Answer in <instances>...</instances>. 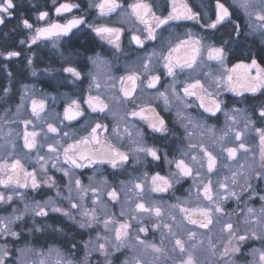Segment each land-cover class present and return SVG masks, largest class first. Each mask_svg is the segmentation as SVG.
<instances>
[{"label": "snow or ice", "instance_id": "obj_1", "mask_svg": "<svg viewBox=\"0 0 264 264\" xmlns=\"http://www.w3.org/2000/svg\"><path fill=\"white\" fill-rule=\"evenodd\" d=\"M169 2L171 11H168L166 16L157 15L153 11V5L146 0H136L135 3L128 5L131 9L130 16L134 17L138 24L143 25V29L138 28L137 31L146 33L143 37L138 34L131 36V41L138 48H145L146 41H156L160 29L168 31V36L161 34L158 47L150 54L138 57V69L119 78L121 85L119 94H114L112 101L114 105L125 109L123 115H119L99 94L92 95L90 91L87 99L83 101L87 109L75 100L64 109L63 120L69 122L79 121V118L85 117L89 110L98 114L92 117V123H85L86 135L76 136L63 132V137L72 140L71 143L67 140L61 143L58 139L62 129L48 122V119H56L59 114L48 113L46 119L42 115L45 111L43 101H31V118L25 117L21 112L23 103L17 106L16 116L23 125L22 133L17 132L14 136L11 128L6 133L0 128V153H3L0 162V186L5 190L0 191V212L6 213L0 216V239L4 240V243L0 244V264H26L25 253L35 252L29 245L30 235L49 230L54 233H64V227L47 224L44 218L49 217V211L67 218L80 229H94L96 225L102 224L105 235L97 232L95 239L90 236L88 240L82 242V245H78L73 239L70 241L71 246L67 253L60 249L49 248V255L54 253L55 258L40 259L38 264H93V259L95 264H118V262L119 264H264V67L256 58L249 56L250 63H236L229 68L225 63L227 57L223 46L218 47L213 44L206 47L204 41L200 37H195L191 31L181 37L171 30L172 22L181 20L193 21L201 28L215 31H219L221 27L231 26L232 30L227 35L237 46L240 45L241 39L251 45H255L257 41L260 45H264V0H233L232 4H227V0H215L213 17L208 19L202 17L199 11H194V8L187 3L178 5L177 0H166V4ZM90 6L98 8L101 16H108L123 7L117 0H101L100 3ZM19 7L21 5L16 0H0V25H6ZM79 7V4L61 3L54 8V11L60 16ZM239 10L243 11L246 18L243 24L235 22L240 18ZM48 17V11H40L37 20L44 21ZM202 19H205L204 23H201ZM19 22L31 33V44H36L42 39L67 36L74 28L84 25L86 20L84 17H73L64 24L51 22L46 27L35 28L23 16L19 18ZM88 26L98 37L112 44L117 50L120 49L119 41L123 32L121 28L107 25ZM248 37L252 39L248 40ZM20 43L24 44L25 41L21 40ZM251 50L250 48L249 51ZM260 51L264 52V47H261ZM205 53L207 61H215L221 69L219 75L205 71L208 67L204 59ZM0 55L11 59L20 57L21 52L7 51ZM99 60L100 57L97 56L93 64ZM154 60L155 65H153ZM31 63L32 60L29 59L28 64ZM160 67L165 70L162 74L158 72ZM177 70L185 77L181 89L176 87L180 82ZM253 70H255L254 75ZM63 71L77 80L81 78V71L75 67H64ZM8 75L11 76V73ZM163 75L172 78L167 88L161 83ZM201 75L208 79V86L200 79ZM141 85L147 89H156L155 98L163 101L166 110L170 111L172 103L175 102L178 122L184 129V138L188 139V144L187 149L181 152V158L168 161L169 164L174 163L176 169L170 176L165 177L156 173L150 178L146 176L144 181L133 184L131 188L122 186L121 191L133 193V200L130 201L125 194L119 215L121 217L127 215L128 219L120 222L113 218L114 213L108 214L104 211L101 216L98 215L95 207L92 209L84 207L83 202L89 191L93 196L92 204L96 205L100 202L101 189L91 184L84 187L82 181L76 177L75 170L105 164L117 170L129 162L128 153L114 147L109 137L103 135L109 132V125L100 121L101 114L105 119L111 118L114 121L111 132L117 139H123L124 136L132 137V131L127 126L128 117L147 122L151 132L159 133L162 140L176 135L155 108L148 103H137L139 99L137 89ZM157 85L164 88V91H160ZM95 87L99 89L100 84L95 83ZM210 88L216 92L223 88L238 97H245V93H249L250 96L245 97V102L249 103L251 113L248 108L234 107L230 111L225 110L226 106L222 107L224 102L219 100ZM3 92L7 96L9 89L5 88ZM190 98L199 101L198 106L210 116H216L223 111L226 121L231 122L227 125L226 131L217 136L213 128L185 114L186 109L194 106L189 103ZM21 100L23 101V97ZM232 103L235 104L237 101ZM129 104L132 105L131 109L128 108ZM4 112L6 119L10 109L6 108ZM241 113L244 116V130L238 128L234 130L238 123L237 117ZM253 115L256 119L252 118ZM9 123H17V120H10ZM122 123L124 127L121 132ZM45 125L47 131L42 136L41 131ZM37 127H40L41 131H37ZM193 129H199L201 132V138L197 143L191 140L194 135ZM246 131L255 133L254 139L258 138L255 147L246 142ZM48 133L53 135L49 136ZM137 135L139 139L132 140L133 151L145 153L153 161H160L162 159L160 150L144 145L145 133L137 129ZM204 136L208 137L207 142ZM19 140H22V145L18 144ZM45 145L47 153L42 154L41 149ZM18 147L21 149L19 154ZM190 150H195V154ZM241 153H243L242 157ZM33 154L36 163L39 164V172L44 174L43 179L38 178L35 168L28 171L25 167V162L31 160ZM167 155V152L163 154L165 158ZM185 157L191 162H186ZM49 161L52 162L53 169L63 174L62 177L54 179L53 176L48 175ZM61 161L68 167L60 166ZM65 177L68 178L66 183L68 194L63 198L68 201L70 209H80L79 219L72 211L59 207L52 199L41 203L40 200L32 197L29 201L30 194L20 191L31 189L32 192H38L42 190V185L52 189L56 187L57 180L63 183ZM188 179L192 181L188 189L189 198L183 201L177 199V203L170 205L167 213L159 204L147 202L150 193H167L175 184ZM257 184L261 187H257ZM73 185L76 190L75 198L72 195ZM56 195L61 196L59 190ZM107 196L113 203L120 202L115 187L107 190ZM257 198L260 202L259 209L249 205V201H255ZM18 201L23 205L22 208L19 207ZM230 201L234 202L236 207L229 213L225 205ZM129 203L132 207L126 213L123 205ZM165 215L167 220L164 219ZM36 217L42 219L38 221ZM146 220L151 222L154 232L159 231L161 236L159 244L139 236V233L147 236L149 232V228L144 226ZM133 221L138 226L136 229L138 234L135 236L131 232ZM217 226H219L218 231ZM108 232L112 233L111 237L107 235ZM165 241L171 247H168ZM18 242H23L24 247H17ZM253 242H259L260 247H250ZM124 250L131 251L134 255L119 261V256L116 254H124ZM81 251L83 255H80ZM94 253L98 255L93 257ZM37 255L44 254L40 252Z\"/></svg>", "mask_w": 264, "mask_h": 264}, {"label": "flooded vegetation", "instance_id": "obj_2", "mask_svg": "<svg viewBox=\"0 0 264 264\" xmlns=\"http://www.w3.org/2000/svg\"><path fill=\"white\" fill-rule=\"evenodd\" d=\"M21 7L17 8L10 20L6 22V25H0V54H4L7 51H19L21 52L20 57H13L11 59H6L4 55H0V128L6 133L9 128L13 130V135L15 136L17 132L23 131V125L19 123V117L16 116L17 106L23 103L24 107L21 112L25 117L31 118V101H43L45 104V111L42 115L48 119V113H58L59 115L56 119H48V122L53 123L62 129L60 136L61 143L67 140L71 143L72 140L63 137V132H68L70 135L75 134L76 136L86 135L85 123H92V117L98 114L91 113L90 110L87 112L85 117L79 118V121H66L63 120L64 109L68 107L72 101H78L81 106L87 109V105L83 103L89 92L92 95L99 94L102 99L114 107L119 115H123L125 109L114 105L112 101V96L114 94H119V89L121 87L119 78L122 76H127L131 71H135L139 67L138 57H144L150 54L154 48L159 45V36H168V31L163 29L158 30V39L156 41H146V47L141 49L131 41V36L133 34H138L143 37L146 33L138 32L137 29H143L142 24H138L134 17L130 16L131 9L128 5L135 3L136 0H117L118 3L123 5L122 8L117 9L116 12L111 13L108 16H101L99 14V9L92 7L90 5H95L101 2V0H16ZM147 3L153 5V11L157 15H167L168 11H171L170 2L166 4V0H146ZM233 0H227V4H232ZM61 3H72L79 4V8L73 9L70 13H63L60 16L55 14L54 8ZM187 3L189 6L194 8V11H199L201 16L205 19L213 17V11L215 9V0H177V4ZM167 8V10H165ZM40 11H48L49 17L47 20L38 21L37 17ZM127 14V15H126ZM239 19H236V23L243 24L246 22V18L243 15V11H238ZM23 16L28 19L35 27H46L48 23L58 22L64 24L67 20L73 17H84L86 23L74 28L71 33L67 36L62 37H52L48 40H39L36 44H31L29 30L24 29L19 22V18ZM205 19L201 20V23L205 22ZM92 26L107 25L110 27H118L123 30L120 38V49L117 50L112 44L107 43L106 40L98 37L92 28ZM166 28L168 26H165ZM171 30L184 37L185 33L191 31L195 37H200L207 47L208 45L223 46L226 50V66L232 67L236 63H250L249 56L256 58L257 62L264 67V52H261V47L259 41L255 45H251L245 42L243 39L240 41V45L237 46L233 43V40L227 35L230 32L231 26L227 28L221 27L219 31L201 28L198 24L193 21H175L171 24ZM248 37V40H251ZM25 41L21 44L20 41ZM227 41V43H224ZM29 45H31L29 47ZM252 49L249 51V49ZM99 56L100 60L96 64H93V60ZM91 58V59H90ZM31 59L32 63L28 64V60ZM205 63L208 67L205 71H211L215 75H219L221 69L215 61H207L206 53L204 56ZM156 61H153V65ZM72 66L78 71H81V78L79 80L72 77L69 73L63 71L64 67ZM164 69L160 67L158 69L159 73H164ZM11 73V76L8 74ZM255 70H253V75ZM177 76L179 83L176 87L181 89L183 82L185 80L184 74L177 70ZM200 79L202 82L208 86L209 81L206 77L201 75ZM172 81L171 77L166 75L162 76L161 83L164 88H167L168 84ZM100 84V88L95 87V83ZM139 83V82H138ZM91 85V88H90ZM8 88L9 92L7 96L3 92V89ZM160 91H164L160 85H157ZM214 91L217 98L223 101L222 107L225 110L230 111L232 108L249 109L251 113V108L249 103L245 102V97L250 96L249 93H245V97H238L233 93L221 88L219 92ZM182 94V92H181ZM156 89H147L143 85L138 87L137 96L139 97L137 103H148L151 107L155 108L158 113H160L168 122L170 129L175 131V136H169L167 140H162L159 133H153L148 128V124L145 121H141L138 118L128 117V128L132 131V137L129 138L124 136L123 139H117L111 132V127L114 121L111 118L105 119L103 115H100V121L109 125V132L103 135L109 137L110 142L114 147L120 149L121 151L127 152L129 155V162L117 170L112 169L109 165H94L90 168L75 170L76 177L82 181L84 187H88L90 184L93 187H98L101 189L100 192V202L96 205L92 204V193L89 191L87 197L84 200V207L87 209H92L95 207L97 209L98 215L103 216V212L106 211L108 214H115L114 219L120 222L128 219L125 215L121 217L119 215L121 206L124 201L125 194L129 197L130 201L133 200V193L121 191L122 186H127L131 188L133 184L145 180V177H151L152 175L159 173L162 176L168 177L172 172H175V164H169L168 161H173L175 159L181 158V152L187 149L188 139L184 138V129L178 122L177 106L175 102L171 105V110H166L164 103L161 99H156ZM23 97V101L21 98ZM7 101V102H6ZM237 101V103H232ZM189 103L194 106L185 110V114L190 115L194 120H198L201 123L207 124V126L214 129L217 136L221 135L226 131L227 125L230 121H226V118L222 112L216 114V116H210L205 113L199 105V101L195 98H190ZM132 105L129 104L128 108L131 109ZM8 108L7 118L5 119L4 110ZM258 115V113H257ZM256 119V116H252ZM10 120H17V123H9ZM238 123L234 130L238 128L239 130H244V116L243 113L239 114L237 117ZM177 121V123H173ZM243 124H242V123ZM42 123V122H40ZM257 123H259L257 121ZM124 124H121V132L123 130ZM191 128V126H189ZM31 130V126H29ZM137 129L145 133L143 138V143L146 147H156L160 150V155L162 159L160 161H153L150 156L145 153H136L133 151L134 145L132 140L139 139L137 135ZM37 131H41L40 127H37ZM47 131L46 125L41 131V135ZM194 135L191 137L193 143L199 142L201 138V132L199 129H193ZM49 136L53 134L48 133ZM255 133L251 131L245 132V140L250 145L254 146L258 143V138H255ZM205 142L208 141V137L204 136ZM18 144L22 145V140L18 141ZM21 149L18 147L17 153ZM26 151V150H25ZM195 154V150H190ZM167 152L168 155L165 158L163 154ZM42 154L47 153V146L41 149ZM3 153H0V162H2ZM186 162H191L187 157H185ZM51 161L48 163L49 171L48 175L53 176L54 179L62 177V173L56 171L51 167ZM242 163V159H241ZM60 166L68 167L63 165L62 161ZM25 167L28 171H32L35 168L38 172V178L43 179L44 174L39 172V164L36 163L35 155H32L31 160L25 162ZM225 171L226 170H222ZM115 173V174H114ZM67 177L64 178V182L61 183L57 180L56 187L48 189L42 185V190L38 192H32L31 189H21L22 192H28L30 195L28 197L31 201L32 197L40 200L41 203L52 199L57 203L59 207L64 209H69L74 214L77 215L79 219L80 209H70V205L66 199L63 197L67 196L68 189L66 187ZM215 179V177H214ZM192 181L190 179L183 180L180 184H175L172 189L167 193H150V199L147 201L149 204L155 202L159 204L167 213L170 205L177 203V199L183 201L188 199V189L191 186ZM110 187H115L120 196L119 203H113L107 196V190ZM257 187H261L257 184ZM57 190L60 191L61 196H57ZM0 191H5L2 186H0ZM73 197H76L75 186L73 185ZM194 200L195 197L193 196ZM78 202V201H77ZM19 207H23L22 204L17 202ZM258 198L255 201H249V205L256 207L259 204ZM125 212L131 210L132 204H124ZM228 212L230 213L232 208L236 207L234 202H229L225 205ZM239 211V209L237 210ZM242 214V213H241ZM6 215V213L0 212V216ZM39 221L40 217H36ZM46 219L47 224H54L57 227H64V233L52 232L51 230L43 233H35L34 235L28 236V241L30 247L34 249H60L62 252L67 253L68 248H70V241L75 240L78 242L86 241L91 236L95 239L97 232L101 235H105L103 225H96L94 229H80L76 224L67 220L65 217H61L58 213H51L49 211V217ZM167 220V215L164 217ZM179 219V216H178ZM227 219V217H225ZM171 223V221H168ZM133 223V228L131 229L132 235H137V224L135 221ZM118 226V225H117ZM145 227L149 228L147 236L144 233H139L142 239H146L149 242H154L159 244L161 236L159 231L154 232L151 226V222L146 220ZM217 231L219 226H217ZM27 235V233H26ZM109 237L112 236L111 232H108ZM103 242V241H101ZM135 241H133L134 243ZM168 247H171L167 241H165ZM23 242H18L17 247H22ZM250 247L258 248L260 247L259 242H253ZM98 255V254H96ZM96 255H93L95 257ZM119 256V261H123L127 257L134 255L133 252L124 250V254L117 253ZM251 259V257H248ZM93 264H95V259H93ZM119 264V262H118Z\"/></svg>", "mask_w": 264, "mask_h": 264}, {"label": "rangeland", "instance_id": "obj_3", "mask_svg": "<svg viewBox=\"0 0 264 264\" xmlns=\"http://www.w3.org/2000/svg\"><path fill=\"white\" fill-rule=\"evenodd\" d=\"M253 146H254V144H253ZM240 156L242 157L243 153H241ZM243 162L244 161L242 159V163ZM255 208L259 209L260 208V203ZM82 242L83 241L78 242V245H82ZM3 243H4V240L0 239V244H3ZM22 247H24V244L22 245ZM22 247H20V248H22ZM31 248L34 249L33 247H31ZM34 250H35V252H26L25 253L24 259L26 261V264H38L40 259H54L55 258V254L54 253L49 255V251H48L49 249H34ZM13 251H15V249H13ZM40 252H42L44 255L43 256L37 255V253H40ZM17 255H19V253H17ZM80 255H83L82 251L80 252ZM93 255H96V254L94 253ZM127 258H130V257H127Z\"/></svg>", "mask_w": 264, "mask_h": 264}]
</instances>
